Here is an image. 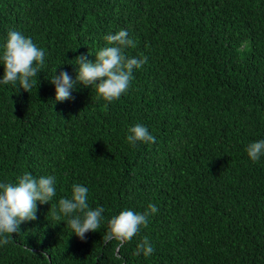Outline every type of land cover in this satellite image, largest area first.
Instances as JSON below:
<instances>
[{"label": "trees", "instance_id": "16d2710c", "mask_svg": "<svg viewBox=\"0 0 264 264\" xmlns=\"http://www.w3.org/2000/svg\"><path fill=\"white\" fill-rule=\"evenodd\" d=\"M10 30L47 66L30 93L0 84V183L53 175L57 192L0 246V264H264V157L246 153L264 140V0H0V49ZM120 30L136 42L126 54L147 57L127 93L105 106L77 83L52 107L54 71L75 80L73 60L94 63ZM136 124L156 142L130 145ZM73 184L105 209L84 240L49 211ZM150 203L131 242L104 244L108 220ZM144 237L148 257L135 254Z\"/></svg>", "mask_w": 264, "mask_h": 264}, {"label": "clouds", "instance_id": "9594fccd", "mask_svg": "<svg viewBox=\"0 0 264 264\" xmlns=\"http://www.w3.org/2000/svg\"><path fill=\"white\" fill-rule=\"evenodd\" d=\"M104 40L106 46L97 52L94 63L83 54L73 60L78 66L75 80L65 71L58 75L54 71L49 80L55 86L56 93L52 107L56 102L73 99L72 91L77 83L94 90L97 98L105 102V106L127 93L134 78L133 73L147 63V57H130L126 54L127 49L136 47L135 40L129 37L126 30L109 33ZM45 57V51L37 47L31 38L25 37L19 31L10 30L6 43L0 49V62L4 69L0 84L15 86L18 83L17 92L23 89L30 93L37 83L38 74L47 66ZM67 63L73 64L72 61ZM128 133L126 139L132 146L137 143L156 142V138L142 124L130 127ZM246 153L253 163L259 162L264 157V140L249 143ZM56 183L57 178L53 175L36 178L27 172L16 183H0V246L12 242L13 234L20 233L22 223L37 219L38 203L50 204L56 196ZM49 211L57 221L68 218L67 226L81 240L85 239L86 233L97 232L105 219V209L101 206L91 208L88 203V189L80 184H73L70 197L60 198L58 211L55 205H51ZM157 211V207L151 203L142 213L133 210L121 211L108 220L106 234L102 237L104 244L114 240L118 248L123 247L142 228L148 226L149 217ZM27 250L32 252L29 248ZM153 251L150 241L144 237L138 243L135 254L143 253L148 257Z\"/></svg>", "mask_w": 264, "mask_h": 264}]
</instances>
